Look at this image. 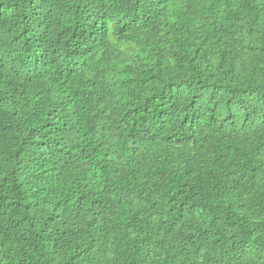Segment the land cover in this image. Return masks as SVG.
<instances>
[{
    "label": "trees",
    "instance_id": "1",
    "mask_svg": "<svg viewBox=\"0 0 264 264\" xmlns=\"http://www.w3.org/2000/svg\"><path fill=\"white\" fill-rule=\"evenodd\" d=\"M0 264H264V0H0Z\"/></svg>",
    "mask_w": 264,
    "mask_h": 264
}]
</instances>
